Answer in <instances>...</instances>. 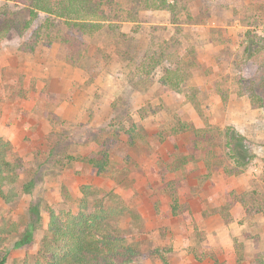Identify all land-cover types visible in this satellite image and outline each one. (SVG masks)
Listing matches in <instances>:
<instances>
[{
    "label": "rangeland",
    "instance_id": "1",
    "mask_svg": "<svg viewBox=\"0 0 264 264\" xmlns=\"http://www.w3.org/2000/svg\"><path fill=\"white\" fill-rule=\"evenodd\" d=\"M102 1L104 27L77 49L60 42V20L31 53L15 38L0 41V139L23 162L18 198L0 199V222L35 226L30 246L11 249L20 233L7 242V264L33 261L47 208L74 211L87 185L123 202L117 232L127 244L170 249L164 264H264V67L243 96L237 84L247 86L245 44L264 37V0H176L174 15ZM4 4L27 20L16 0ZM147 47L175 56L147 76ZM169 65L187 75L181 92L161 86ZM101 150L109 163L98 172L83 159Z\"/></svg>",
    "mask_w": 264,
    "mask_h": 264
},
{
    "label": "trees",
    "instance_id": "2",
    "mask_svg": "<svg viewBox=\"0 0 264 264\" xmlns=\"http://www.w3.org/2000/svg\"><path fill=\"white\" fill-rule=\"evenodd\" d=\"M6 1V0H5ZM28 10L27 20H18L12 12H8L7 5L0 6V41L15 38L20 41L18 51L22 53L33 52L40 43L42 34L54 26L55 20H60L65 25L67 32L59 37L60 42L71 49H77L82 43V36L92 35L100 31L107 21L102 5V0H16ZM137 6L150 11H166L171 15L176 11V0H132ZM250 34H246V39ZM254 40L245 44L246 73L241 81L247 83L246 87L238 82V96H243L244 89L253 85V78L264 67V37L254 35ZM253 49V50H252ZM144 60L141 63L142 71L149 75L152 70L159 67L166 57L170 62L175 54L157 52L151 47L145 50ZM262 56V58H261ZM170 58V59H168ZM256 58V59H255ZM166 61V60H165ZM177 68H167L162 77V85H167L169 91L181 92V84L187 75ZM264 85V84H263ZM222 100L226 97L220 92ZM250 103L256 102L262 106V98L250 91ZM190 103L197 108L194 96L189 97ZM146 108L140 110V116L145 117ZM194 133L200 132L190 125H182ZM129 137L137 134L135 124L127 130ZM236 166H242V161L234 156ZM88 165L98 172L107 168L109 156L105 150L96 155L83 159ZM23 162L16 157L11 145L0 139V199L6 203H13L18 198L16 185L19 182ZM32 184L23 186L22 192L29 194ZM100 190L91 185L81 188V197L77 201L75 210L55 212L47 208L48 224L43 236L38 241L37 252L34 260H21L16 264H136L138 260L153 257L166 263L165 254L170 249H151L141 253L138 248L127 244L119 236L118 223L127 211L123 202L114 199L110 192L99 196ZM173 199V209L177 207V199ZM111 205L106 206V201ZM32 215L38 214V209L30 204ZM33 222V218H32ZM34 225L28 224L21 227L19 222L12 221L8 224L0 222V264H7L10 249L7 242L14 239L19 233V238L13 243L11 249L30 246L34 241ZM17 234V235H16ZM12 239V240H13Z\"/></svg>",
    "mask_w": 264,
    "mask_h": 264
}]
</instances>
